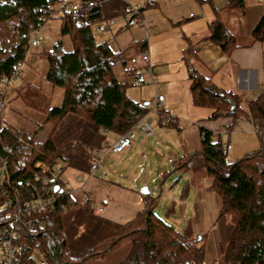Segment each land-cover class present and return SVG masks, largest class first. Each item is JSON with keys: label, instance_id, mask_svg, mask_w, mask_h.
I'll use <instances>...</instances> for the list:
<instances>
[{"label": "trees", "instance_id": "obj_1", "mask_svg": "<svg viewBox=\"0 0 264 264\" xmlns=\"http://www.w3.org/2000/svg\"><path fill=\"white\" fill-rule=\"evenodd\" d=\"M244 1L230 0L239 8ZM66 4L67 0H0V96L1 79L9 78L26 58L31 30L52 18L59 21V32L44 53V75L63 91L60 103L46 110L42 121L30 130L19 135L15 128L0 126V157L7 159L8 170V177L0 183V225L6 217L8 208L3 202L7 197L27 199L41 187L43 172L35 167L36 162L52 170L60 165L63 170L72 168L88 176L92 162L106 148V133H124L147 111L146 105L126 95L125 83L115 75L124 64L120 51L107 40L96 41L93 34L96 23L126 17L128 5L121 0H80L75 9ZM58 9L61 14L54 15ZM210 26V40L224 52L236 46L219 20ZM251 33L254 40L264 41V5ZM63 37L69 41L68 48L63 46ZM189 78L192 103L210 108L209 119L245 115L255 128L259 148L228 162L221 134L199 127L200 151L191 156L199 158L216 196L217 259L221 264H264V87L243 109L236 94L214 85L210 76L193 70ZM159 113L163 122L170 121L164 110ZM45 124L50 125L49 130L37 138ZM188 157L175 159L173 170L190 171L194 165ZM188 184L186 181L180 191L181 199L187 189L190 192ZM69 199L64 208L45 210L31 218L36 222L25 238L27 254L36 245L51 264H90L127 242L128 253L113 264H209L204 261L202 236L192 237V229L180 231L165 222L153 209L155 198L146 199L143 208L123 224L101 217L90 195Z\"/></svg>", "mask_w": 264, "mask_h": 264}, {"label": "rangeland", "instance_id": "obj_2", "mask_svg": "<svg viewBox=\"0 0 264 264\" xmlns=\"http://www.w3.org/2000/svg\"><path fill=\"white\" fill-rule=\"evenodd\" d=\"M67 1L71 3L78 2L77 0ZM128 3L135 4L130 1ZM263 5L264 0H245V9L249 15L255 13ZM138 6L141 7L140 4ZM123 18H125L123 15L115 16L114 22L103 31H95L94 26L93 34L95 40H107L109 35L114 34L113 32L116 29H123L126 23ZM58 27L59 21L52 18L39 28L38 37L42 43V47L29 48L26 52V58L22 62L19 77L10 83L6 90L2 86L3 94L0 96V101H3L4 107L0 111V126L3 120L8 126L5 128H15L19 135L25 129L30 130L35 127V123H40L46 110L58 105L62 99V89L52 86L44 75L46 70L44 53L58 39ZM141 29L145 31L144 27ZM141 34H144L143 37H139L136 40L138 45H141V38L147 39L146 32H141ZM63 40L64 48H68V39L63 37ZM108 42L113 48L120 51L121 57H123L122 55L125 56L127 64L132 63V58L135 60L134 62L138 61L137 53L133 55L135 41H125L119 47H115L111 41ZM144 69L147 71L146 68ZM115 75L122 83H125L126 95L129 98L136 100L139 97L141 104L148 102L146 104L147 111L145 115L143 114V117L151 118V127L154 130V126L161 120V115L157 110H148L150 109V101L154 94L153 84L159 85L157 79L154 83L145 79L143 83L133 85V78L130 76L124 78L122 69H117ZM141 96L144 99L140 98ZM189 126L183 134L186 139V145L191 147L192 153H195L200 151L198 129L191 124ZM49 128L50 125L45 124L43 130L36 137H42L43 133L47 132ZM225 128L223 127V129ZM133 129L136 137L132 146L125 148L119 154L103 152L101 155L102 163L92 175L87 176L72 168H65L58 175L59 180L72 189L71 194L77 199L90 195L96 210L98 206L105 207L113 201L141 207L145 199L155 198L154 211L165 222L180 231H188L187 229L190 230L195 226L199 231H192L191 236L194 237L198 234L202 236L204 261L209 264H221L217 259L218 250L215 243L217 200L215 193L210 188L211 180L204 171V168L199 164V158L188 155L190 156L188 157V161L194 165L190 168L198 177L199 184L202 186L201 188L206 199H208L202 208L192 205L194 192H189L188 189L186 190L187 193H185L186 196L183 198V202L178 200H181L180 191L184 183L190 179L189 170H173L172 162L168 160V158L172 159L175 154L180 155L183 153V143L181 139H178L179 136L175 137L168 134L164 137L160 132L156 133V131H153L152 134H149L150 136L145 137L139 131L138 125H134ZM229 132L231 148L225 154L226 161H235L259 148V139L255 131L249 133ZM106 135L108 140H111L113 137L110 133H106ZM227 137V133H221L222 143L226 142ZM168 151H170L169 155ZM78 177L81 179H77ZM1 181L2 179L0 178V183ZM98 213L101 212L98 211ZM207 213L210 214V219L201 217V215H206ZM129 248L130 244L124 242L117 248L107 252L103 258L91 260L90 264H113L125 257ZM41 256L38 250H33V257L35 259L41 258Z\"/></svg>", "mask_w": 264, "mask_h": 264}, {"label": "crops", "instance_id": "obj_3", "mask_svg": "<svg viewBox=\"0 0 264 264\" xmlns=\"http://www.w3.org/2000/svg\"><path fill=\"white\" fill-rule=\"evenodd\" d=\"M77 1L75 3H80V0ZM121 1L125 4L128 1L135 3L134 5L140 4V14L132 16L130 21L129 18H123L126 21L124 28L116 29L107 40L111 41L115 47L123 45L125 41H135L136 43L133 47V55L137 53V62H134L135 60L132 58V63L127 64L125 56L121 57L124 61L121 68L124 78L132 77L133 85L135 80H139L141 84L145 79L152 83L157 79L159 85L153 84V97L156 94L163 95L162 110L170 117V121L165 123L160 120L154 126V132H160L164 137L168 134L179 136L178 139H181L183 143V153L180 155H192V149L186 145L183 134L190 127L189 124L198 129L199 141V127L220 134L226 133L225 129L228 127L229 131L234 133L255 131L251 120L245 115L236 118L223 116L209 119L212 112L210 108L195 106L192 103L189 74L195 70L197 73L210 76L214 85L225 91L234 92L239 105L243 109H247V103L264 87V41L254 40L251 33L263 12V7L249 15L245 9V1L243 8L237 7L230 0ZM67 4H71V2L67 1ZM145 16H149L150 22L143 24L141 17ZM214 20H219L228 34L232 35L236 46L229 52H224L210 40L212 33L210 25ZM142 27L145 31L141 29ZM141 32L147 33V39L141 38V45H138L136 40L144 35ZM138 46L140 47L137 51ZM144 51L149 57V64L153 71L151 74L147 69V63L140 56V53ZM124 67L127 69H123ZM145 71L146 73H144ZM135 101L139 102V97ZM143 104L146 105L148 102ZM223 127L226 128L223 129ZM227 134L226 143L230 144L231 148L230 132ZM144 136L150 135L144 134ZM116 137L117 135L113 134L111 140L105 141V145ZM103 152L111 153L106 148ZM169 154L170 151H168ZM180 155L175 154L172 159L168 158V160L174 163ZM104 173L106 172L104 171ZM189 176L190 179L187 180L189 189L190 192H194L192 205L202 208L208 199H206L193 170L189 171ZM145 200L141 207L113 201L105 207L98 206L101 209L97 210L101 212L99 213L101 217L123 224L143 208ZM178 200L183 202V199H181L182 201ZM201 217L210 219V214L207 213ZM195 230L198 229L193 226L192 231L195 232Z\"/></svg>", "mask_w": 264, "mask_h": 264}, {"label": "built area", "instance_id": "obj_4", "mask_svg": "<svg viewBox=\"0 0 264 264\" xmlns=\"http://www.w3.org/2000/svg\"><path fill=\"white\" fill-rule=\"evenodd\" d=\"M77 5L78 3H71L66 4L65 7H71L75 9ZM127 5L130 9V12L128 17L126 16L125 18H131L132 16L140 14V8L138 5L130 3H127ZM61 12L62 9H58L54 11V15H60ZM141 19L143 24L150 22L149 16L141 17ZM113 22V17L104 21H100L94 25L95 30L98 32L103 31ZM38 30V28H33L31 30L29 48L42 47V43L38 37ZM140 56L141 59L147 63V69L151 74L152 68L149 64L147 52H142ZM21 65L22 61H20L15 66L14 71L9 78L1 79L4 90L7 89V86L10 83L14 82L19 77ZM134 84L138 85L140 84V81L135 80ZM163 101V95L156 94L150 101V109L148 111L157 110L159 112L162 110ZM3 107L4 103L3 101H0V111ZM144 115H138L135 124L139 125L140 132L149 135L153 133V129L151 127V118L143 117ZM1 126H7L3 120L1 122ZM135 137V131L130 128L124 133L119 134L110 143H107L106 150L113 154H117L129 147L135 140ZM223 145L228 149L230 148V144L228 143H223ZM101 154L92 162L91 172L89 175L98 169L100 163L102 162ZM35 167L40 169L43 172V175L41 176L42 185L40 188L35 189L36 191L34 192V195L23 200L19 199L17 196L7 197L3 202V206L7 207L8 209L5 220L3 224L0 225V264H51L43 256H41V258L35 259L33 257V251L27 254L26 250L28 243L26 242L25 238L28 236V233H32L35 229L34 222H36V218H34L35 220H31V218L35 216L37 217V215L41 214L45 210L64 208L66 205L65 200H70L69 198L72 196V189L69 188L65 183L61 182L58 178V175L63 171L62 166H55L52 170L43 162H36ZM7 177V159L5 157H0V178L3 180ZM77 179L81 178L78 177ZM55 185H57V189H54ZM98 209L100 210L101 207H98ZM35 246L36 245H33V250H37Z\"/></svg>", "mask_w": 264, "mask_h": 264}, {"label": "water", "instance_id": "obj_5", "mask_svg": "<svg viewBox=\"0 0 264 264\" xmlns=\"http://www.w3.org/2000/svg\"><path fill=\"white\" fill-rule=\"evenodd\" d=\"M229 100V102L231 103V107H233L234 106V103L232 102V99L231 98H229L228 99ZM54 189H57V185H55L54 186ZM144 189V188H143ZM144 190H146V189H144ZM198 239H200L201 238V236L200 235H198V237H197Z\"/></svg>", "mask_w": 264, "mask_h": 264}]
</instances>
